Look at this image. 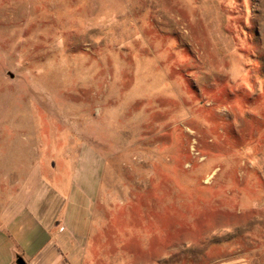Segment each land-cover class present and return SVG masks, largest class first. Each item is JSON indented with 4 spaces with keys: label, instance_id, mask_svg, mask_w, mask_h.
Masks as SVG:
<instances>
[{
    "label": "rangeland",
    "instance_id": "rangeland-1",
    "mask_svg": "<svg viewBox=\"0 0 264 264\" xmlns=\"http://www.w3.org/2000/svg\"><path fill=\"white\" fill-rule=\"evenodd\" d=\"M62 173L88 264H264V0H0V219Z\"/></svg>",
    "mask_w": 264,
    "mask_h": 264
},
{
    "label": "crops",
    "instance_id": "crops-1",
    "mask_svg": "<svg viewBox=\"0 0 264 264\" xmlns=\"http://www.w3.org/2000/svg\"><path fill=\"white\" fill-rule=\"evenodd\" d=\"M53 184L32 179L15 198L0 222V264H88L97 190L66 179ZM41 183L42 185H39ZM46 183V182H45ZM21 200V201H19ZM11 205V204H10ZM30 207V208H29ZM12 213V214H11Z\"/></svg>",
    "mask_w": 264,
    "mask_h": 264
},
{
    "label": "water",
    "instance_id": "water-1",
    "mask_svg": "<svg viewBox=\"0 0 264 264\" xmlns=\"http://www.w3.org/2000/svg\"><path fill=\"white\" fill-rule=\"evenodd\" d=\"M17 263L18 264H26L22 258L18 259Z\"/></svg>",
    "mask_w": 264,
    "mask_h": 264
}]
</instances>
